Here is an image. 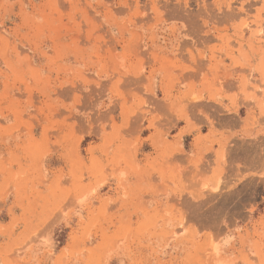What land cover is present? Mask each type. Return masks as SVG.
<instances>
[{"label":"rangeland","instance_id":"obj_1","mask_svg":"<svg viewBox=\"0 0 264 264\" xmlns=\"http://www.w3.org/2000/svg\"><path fill=\"white\" fill-rule=\"evenodd\" d=\"M202 74L259 111L208 153ZM260 117L264 0H0V264H264Z\"/></svg>","mask_w":264,"mask_h":264},{"label":"crops","instance_id":"obj_2","mask_svg":"<svg viewBox=\"0 0 264 264\" xmlns=\"http://www.w3.org/2000/svg\"><path fill=\"white\" fill-rule=\"evenodd\" d=\"M225 64L232 65V62L230 63L226 60ZM216 66V63L212 62L208 67V71L210 73H214ZM228 77L229 75H226L225 78H220V80H218V78L212 75H197L193 80L187 79L186 81H181V86L176 88L177 90L183 91L184 89L190 90L195 87L198 96L202 98V102L198 105L196 110L197 123L200 126L199 132H201V134H197V137L189 142V146L191 148L197 146V148L199 147L203 153L211 152L212 149L215 151L217 145H220L219 141H217V145L216 142L213 144V142L210 143L208 141L209 139L214 138L221 139L219 137L220 135L214 134L215 130L220 128V132L223 130L227 131L235 122H239L240 124L238 125L237 131L238 133L243 134L245 132V128L248 130L252 129L251 124H249L250 122H256L259 119L257 118V115H259L257 107L254 108L255 111L253 108L249 110L247 109L244 115L242 113L243 106H241L238 110L232 109L233 104L231 99L236 96L239 97L240 91L244 90V87L243 82L238 80L236 77L233 79H229ZM256 85L260 88L262 87L260 82H256ZM170 87L171 81L163 79L156 81V89L160 90L163 96H166ZM250 91L255 90L250 88ZM263 119L260 117V121ZM184 127L186 126H181V128ZM256 131L257 130H253L252 134H255ZM186 136L187 133L182 136V144L184 143ZM199 138H202L201 144L198 143ZM260 139L262 140V138Z\"/></svg>","mask_w":264,"mask_h":264}]
</instances>
